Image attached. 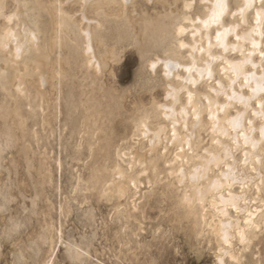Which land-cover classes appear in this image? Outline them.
Returning a JSON list of instances; mask_svg holds the SVG:
<instances>
[{
  "label": "rangeland",
  "instance_id": "374dc122",
  "mask_svg": "<svg viewBox=\"0 0 264 264\" xmlns=\"http://www.w3.org/2000/svg\"><path fill=\"white\" fill-rule=\"evenodd\" d=\"M2 1L0 39L16 26L17 19L10 23L7 17L20 6L40 47L22 39L26 44L17 60L13 44L0 51V264H264V140L259 134L264 119L256 116L264 111V92L251 100L244 117L246 132L254 129V138L261 140L256 148L245 143L241 131L215 132L207 109L208 98L227 101L214 93L232 84L224 58L242 60L252 46L244 43L242 53L213 49L223 58L212 62L211 78L188 86L202 108L200 117L188 92L180 93L176 109L185 107L188 115L178 131L190 139L182 158L179 146L168 140L170 128L160 145L153 141V131L167 123L163 109L173 104L169 93L186 76L178 67L167 77L162 62L192 63L193 52L180 48L181 41L192 45L197 39L206 47L205 34L202 41L193 38L191 20L199 27L197 18L208 14L210 3ZM242 4L227 0L222 17L225 26L240 25V36L255 26L264 0L254 2L245 23L238 13ZM180 26L188 32L177 34ZM219 28H211L212 40ZM86 30L94 59L86 52ZM237 39L230 34L227 41L233 45ZM258 40L260 50L252 55L256 66L246 71L264 74V30ZM193 56L200 66L211 61L204 52ZM243 84V78L237 79L233 88L249 96ZM242 110L235 103L228 116ZM226 145L231 156L211 165L201 189L210 180H224L228 165L254 180L225 185L202 201L187 203L197 186L190 173ZM121 182L127 187L122 196L115 192ZM229 193L244 194L246 200L239 208L228 206L229 215L223 216L215 203ZM250 212L256 214L253 225L247 222ZM236 219L246 238L233 228L226 243L219 222Z\"/></svg>",
  "mask_w": 264,
  "mask_h": 264
},
{
  "label": "bare ground",
  "instance_id": "6f19581e",
  "mask_svg": "<svg viewBox=\"0 0 264 264\" xmlns=\"http://www.w3.org/2000/svg\"><path fill=\"white\" fill-rule=\"evenodd\" d=\"M83 1L87 3L88 0H83ZM123 1L125 2L127 0H123ZM255 1L256 0H243V4L241 5L238 13L241 16V20L244 23L246 21L247 12L253 7V4ZM2 2L3 1L0 0V9L2 7ZM206 2L210 3V7H209L208 14L204 18H197L198 19L197 22L200 23L199 24L200 26L199 27L195 26V22L193 20H191V23H192V26L194 29V31L192 30L193 31V38L195 39V37L198 36V37H201L200 41H202V34H205L206 44H207L206 47H202L201 42L196 41L197 39L194 41V43L192 45L186 44V42L181 41V42H179V46H180V48L189 47L190 50L193 52V54L195 52H199L200 54H202V52H204L207 56H209V58H211V61L205 63L204 66H200L197 64V60L194 57L195 55L193 56V54H192L191 55L192 56V63L187 65V66H181L180 63H178L174 60H165L162 62L163 67H164V72H165V75L167 77L173 76L175 73L174 71L176 69H178V67L179 68H181V67L185 68L186 76L183 78V83L179 88H173V89L171 88L172 90L169 93V96L172 98L173 104L166 106V107L164 106L165 108L163 109V115L167 119V123L161 124L155 131H153V136H154L153 141L160 145L162 135H166V132L170 128V131H172L173 134L169 137L168 140L172 144H176L179 146V148L181 149V151H180L181 153L180 154L178 153L179 154L178 156L180 158H182V155L184 153V144L189 146L190 145V139L187 136L181 135L178 131V127L180 126V124L181 123L185 124L186 116L188 115V112H187L185 107L178 111L176 109V103L179 101L180 93L182 91L186 90L189 94V102L192 105V108H194V110H195L194 115L197 117L198 116L200 117L202 108H200V106L195 101V99H194L195 96L189 92L188 86L190 84L195 86V84L199 80L200 81L202 79L204 80L205 77L211 78V76L213 74L212 73L213 70L211 67L212 62L216 59L223 58L221 56H215L216 54L215 55L213 54V49L215 47L221 48L224 52H227L229 50H233V51L237 50V51L242 53V49L244 47L243 44L248 42L249 45L252 46V49L250 50L249 54H247V55H245L243 53V59L239 60V61H234V60H229L227 58H224L225 62H227V64H228V66L224 67L223 69H224V71L226 70V71H228V73L232 74L233 78L232 79L229 78L230 82H232L231 86L223 87L220 85L219 90L214 91V93L215 92L217 94L222 93L226 96L227 101L225 103L220 104L216 100L208 98L209 103H208L207 109L210 111L209 115H210L211 119L213 120L214 130H215V132H218L221 134H228L229 129L231 128L232 130H234L235 135L239 131H241V132H243L242 138L245 141V143L249 144L253 148H256L259 144V141H261V140L254 138V136H253V130L254 129H250L251 130L250 133L246 132V129L244 126V117H245V113L247 112V110L250 107L251 100L258 98V96L264 92V74H258L256 72L248 73L246 71V67L248 65H252L254 67L256 66L255 63L253 62L252 55H254L255 51L260 50L259 49L260 41L258 40V38L261 36V33L264 30V8L263 9H257V11L254 15L255 16V26L250 31H248V32L242 34V36H240L237 33V29L240 26L239 24L230 25L228 27V26H225L224 23L222 22V17H223V15H225V13L227 11V0H206ZM191 4L192 3L187 4V5L190 7ZM188 6H186V7H188ZM59 11L61 12V9ZM22 13L23 12L19 6V9L15 14L7 17L8 21L10 23L14 20V18H16L17 24L14 28H13V26L12 27L9 26L5 30V34L0 39V49H1L0 51L6 50L10 44L14 45V58H13L14 60H17L20 57V54L23 50L22 48L24 47V44H26V43L22 42V39H25V41L29 40L30 43H33L35 48H37L36 46H38V45H36V38H37L36 34H35V32H33V30L30 28V26L27 25V23L24 21V19L22 18L23 17ZM64 14H67V13H64ZM84 19H85V17H84ZM214 26H220V28L217 29L216 36H215L214 40H212L211 36H210V32H211V28H213ZM186 31H187L186 27L180 26L178 31H177L178 32L177 34L184 35L186 33ZM84 34H85V43H86V49H87L86 52H87V54H89L91 56L90 59H94V54H93L94 51L92 49V44H91V34L88 30L84 31ZM230 34H233L238 38L237 39L238 42L236 44L234 43L232 45V44H229V42L227 41V38ZM33 45L31 44V47H33ZM39 47L40 46H38L37 49H39ZM260 53L264 54L262 51H260ZM36 59H34V60H36ZM36 61H38V59ZM16 63L14 61V64H16ZM36 64H37V62H36ZM98 64H100V63H98ZM37 65H39V64H37ZM92 65H95V63ZM156 65H158V64L157 63L152 64L151 68H153V70H154ZM39 67H40V65H39ZM172 73H173V75H172ZM240 78H243V80H244L245 85L244 84L243 85L250 89V95L249 96L244 95L243 93L238 92L233 88L234 81L237 79H240ZM89 101H90V99H89ZM235 103L242 104L243 110L238 112L236 116L235 115L234 116H228V110ZM260 104L261 103L259 102V105ZM89 110H91V109H88V111ZM220 112L223 113L222 117L219 115ZM257 115L264 119V111L262 109H260L259 111L256 112V116ZM259 130H260L259 134L261 136L260 139L264 140V123H262V126L259 128ZM143 133H146V132H143ZM154 142L152 143V146L158 145V144H154ZM230 156H231L230 147H229V145L228 146L226 145L221 150V152L210 153L209 157L205 160L206 162H204V164L201 165L200 167L196 168L193 173H190L192 179L195 180L197 186H196L195 194H193V195L191 194L192 196H189L188 198L186 197L187 203H188V201L192 202V203H193V201L196 202V200L202 201V200H204V198H205L206 194H208V192L218 191L222 187H224L225 185L230 186L232 183H234V184L236 182H243L244 183V182H250V181L254 180L255 177L243 175L240 172H238L237 168H236L237 166L228 165V170L223 174L224 180H221V179L210 180L207 189L202 190L201 189V186H202L201 181L206 178L207 172L209 171L211 165L213 164L215 166H218L219 164L224 163L225 158H228ZM118 170L121 171V169H118ZM118 170H117V174L119 172ZM119 173L121 175H123V172H119ZM181 174L183 177L185 176L184 171H182ZM121 175H120V177H121ZM258 176L261 177L260 175H258ZM126 188H127L126 183L121 182V184L116 185V191L115 192H117L120 196H122L125 193ZM243 200H246V196L244 194L237 195V194H230L229 193V196H227V197L221 196L220 200L217 201L215 204L216 205L218 204V206L221 205V207L218 209L219 212L223 216H227V215H229V214H227V207L232 206L235 208H239L238 207L240 205L239 203ZM255 216H256L255 213L250 212V216L247 220L248 225L254 224V217ZM227 220H229V219L227 218ZM233 228H237V229L239 228L240 231H238V232H240L242 234L243 240L246 238L244 235L245 230L243 227H241L240 220L236 219L235 221L230 220L228 222H223L221 220L219 222L218 232H219L220 237L223 238L224 242H226V243L228 242V239L231 236L230 230Z\"/></svg>",
  "mask_w": 264,
  "mask_h": 264
}]
</instances>
